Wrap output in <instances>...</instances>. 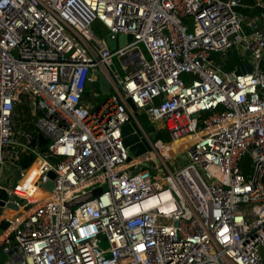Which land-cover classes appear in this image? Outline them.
Here are the masks:
<instances>
[{
  "label": "built area",
  "instance_id": "obj_1",
  "mask_svg": "<svg viewBox=\"0 0 264 264\" xmlns=\"http://www.w3.org/2000/svg\"><path fill=\"white\" fill-rule=\"evenodd\" d=\"M263 178L264 0H0V264H264Z\"/></svg>",
  "mask_w": 264,
  "mask_h": 264
},
{
  "label": "water",
  "instance_id": "obj_2",
  "mask_svg": "<svg viewBox=\"0 0 264 264\" xmlns=\"http://www.w3.org/2000/svg\"><path fill=\"white\" fill-rule=\"evenodd\" d=\"M132 40H133V38L131 35H121L114 40H110L109 35H107L105 37L106 46L111 52H114L118 47H121V46L125 45L127 42H131ZM227 59H228V57L225 56L224 61H226ZM252 71H253V67H252L251 63L249 62V52L247 51L244 54V63L241 66L236 67V69L234 71V75L235 76H242V75L250 74V73H252ZM95 75L97 77V86H98L99 92L106 95V96L110 95V93H111L110 86H109L108 82L106 81L105 77L103 76V74L100 71H97V72H95ZM127 103L131 107L132 111L135 112L136 109L129 99L127 100ZM132 132H137V134L131 135ZM138 132H139V130H138V127L135 124V122H132L131 124H128V125H124L121 128V134L124 138L123 144L125 147H129L131 154L134 156L141 155L149 149L146 144L134 145V143L137 142V140H138V136H139ZM151 138H154V136L151 135ZM143 167H147V165L144 164ZM15 177H16V179L19 178L18 173L15 174ZM50 177L53 178L52 173H50ZM263 180H264V178H263ZM49 187H51V185H49ZM100 192H101V190L97 189L93 194L97 195ZM0 200L2 202L9 200L4 191H0ZM10 201L11 202L8 204V208L16 210L17 207L12 203L13 199H10ZM2 202H0V206H2ZM7 228H8L7 223H5V222L0 223V236L3 234L4 231H6Z\"/></svg>",
  "mask_w": 264,
  "mask_h": 264
},
{
  "label": "rangeland",
  "instance_id": "obj_3",
  "mask_svg": "<svg viewBox=\"0 0 264 264\" xmlns=\"http://www.w3.org/2000/svg\"><path fill=\"white\" fill-rule=\"evenodd\" d=\"M91 31L96 37H98L100 40H102V42H105V37L107 35V32H106L105 28L99 22H95L92 25ZM115 64H116V62H115ZM116 66H117V64H116ZM92 91L93 92H99L98 86L97 85H93V86L88 87V89L86 91V94H85L86 95V100H88L87 94L92 92ZM99 94H100V96H99V100L100 101H103L104 99H106L107 96L103 95L102 93H99ZM138 119H139L140 124L143 127L144 131L148 135L151 134V132H157L158 128L162 129L160 126H158L159 124L158 125L157 124H151L143 113H139L138 114ZM158 138L163 140L164 142L166 141L165 139L161 138L160 136H158ZM151 140L155 141L154 138H151ZM170 155H172V154L170 153ZM169 168H170L171 171L174 170V168L171 165L169 166ZM2 216L8 217V214H7L6 210H4V212L2 213ZM97 243L100 246H106V243L104 242L102 237L98 239Z\"/></svg>",
  "mask_w": 264,
  "mask_h": 264
},
{
  "label": "trees",
  "instance_id": "obj_4",
  "mask_svg": "<svg viewBox=\"0 0 264 264\" xmlns=\"http://www.w3.org/2000/svg\"><path fill=\"white\" fill-rule=\"evenodd\" d=\"M243 1L249 5L252 4V0H243ZM227 57H228V59L224 62H221L220 60L216 59L219 63H221L223 65V68L225 71L231 72L241 64L240 59L238 58V56L235 52L228 53ZM213 58H216V56H213ZM30 118L31 117L29 116V114H26V115H24V117L22 119L24 122L25 128L27 130L31 129V126L29 124ZM157 132H160L159 136L161 138H163L165 140L167 139L165 133H163V132H165L164 130L158 129ZM35 138L38 141L40 146H42V147L45 146V141L42 138L36 137V136H35ZM183 144H184V142L175 143L172 146H170V148L168 150L170 151L171 154H175L178 149H181L180 146L182 147ZM30 163H31V160H26L23 162V165H24V167H27ZM246 163H247V160L244 161V166L246 165Z\"/></svg>",
  "mask_w": 264,
  "mask_h": 264
},
{
  "label": "crops",
  "instance_id": "obj_5",
  "mask_svg": "<svg viewBox=\"0 0 264 264\" xmlns=\"http://www.w3.org/2000/svg\"><path fill=\"white\" fill-rule=\"evenodd\" d=\"M243 3L245 4V5H248L247 3H245L244 1H243ZM243 14H246V15H248V10L247 9H241L240 10Z\"/></svg>",
  "mask_w": 264,
  "mask_h": 264
},
{
  "label": "bare ground",
  "instance_id": "obj_6",
  "mask_svg": "<svg viewBox=\"0 0 264 264\" xmlns=\"http://www.w3.org/2000/svg\"><path fill=\"white\" fill-rule=\"evenodd\" d=\"M33 168H34V167H33ZM33 168H32V169H33ZM42 195H43V197H45L44 194H42ZM38 196H41V195L39 194Z\"/></svg>",
  "mask_w": 264,
  "mask_h": 264
}]
</instances>
